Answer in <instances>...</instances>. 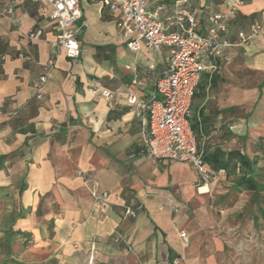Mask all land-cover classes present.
I'll use <instances>...</instances> for the list:
<instances>
[{
  "label": "crops",
  "instance_id": "crops-1",
  "mask_svg": "<svg viewBox=\"0 0 264 264\" xmlns=\"http://www.w3.org/2000/svg\"><path fill=\"white\" fill-rule=\"evenodd\" d=\"M78 3L87 27L69 58L51 45L43 0H0V9H13L0 16V264H264V35L239 43L236 34L264 23V0H245L228 21L234 44L215 69L202 60L189 112L199 147L239 152L249 166L199 186L191 163L142 150L144 116L127 104L135 75L152 89L166 51H131L101 0ZM157 4L165 24L184 11L201 33L207 15L225 9V0L149 2ZM39 27L42 39L25 37ZM50 60L37 99L32 81ZM94 81L112 92L109 100L87 91ZM245 173L249 188L238 184ZM93 191L108 194L100 212ZM116 231L131 250L112 240Z\"/></svg>",
  "mask_w": 264,
  "mask_h": 264
},
{
  "label": "built area",
  "instance_id": "built-area-1",
  "mask_svg": "<svg viewBox=\"0 0 264 264\" xmlns=\"http://www.w3.org/2000/svg\"><path fill=\"white\" fill-rule=\"evenodd\" d=\"M39 1V0H35ZM41 7L55 31L52 47L62 49L69 58H76L80 53L77 39L80 31L87 27L82 19L78 0H43ZM150 0H101L103 6L116 16L118 33L127 48L136 52L142 46L153 52L166 51L165 66L161 74L155 76L152 89L144 91L143 78L134 76L127 91V104L142 112L139 143L142 150L150 157L163 160L189 162L194 167L197 185H205L214 179L225 178L227 171L216 168L203 158L204 150L197 144L195 133L189 121L190 102L205 68L202 60L206 59L212 69L216 68L218 58L227 46L234 43L226 38L228 21L239 11L245 0H225V9L210 13L206 17L204 32L196 29V18L192 13L178 11L173 18L166 17L165 24L160 14L162 5L149 6ZM13 9L4 5L0 16L10 17ZM174 25L175 30H170ZM239 43H246L253 36L264 35V23L250 22L246 28L236 32ZM42 28L30 29L25 37L30 40L42 39ZM4 57L2 56V59ZM52 60L43 64L41 71L32 81L34 97L40 99L42 86L46 82ZM140 90V91H139ZM87 91L109 100L112 92L103 87L101 82H92ZM264 166V156L262 157ZM238 167L236 171H238ZM77 174L82 175L77 170ZM106 192H92L93 211L100 212L107 202ZM180 206L173 205L178 211ZM125 216L134 217L136 209L125 207ZM183 245L188 244V236L180 230ZM114 242L127 244L126 238L115 232Z\"/></svg>",
  "mask_w": 264,
  "mask_h": 264
},
{
  "label": "trees",
  "instance_id": "trees-1",
  "mask_svg": "<svg viewBox=\"0 0 264 264\" xmlns=\"http://www.w3.org/2000/svg\"><path fill=\"white\" fill-rule=\"evenodd\" d=\"M203 158L212 166L216 168H224L228 173H235L237 167L239 169L238 171L241 172L242 166H249L247 158L236 151L229 152L226 157H222L217 151L210 153L204 151ZM248 182H250V176L248 174L245 173L239 176V185H245L248 187Z\"/></svg>",
  "mask_w": 264,
  "mask_h": 264
}]
</instances>
